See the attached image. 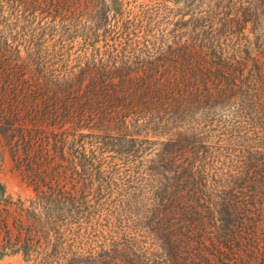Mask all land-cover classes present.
I'll return each instance as SVG.
<instances>
[{
    "label": "trees",
    "instance_id": "trees-1",
    "mask_svg": "<svg viewBox=\"0 0 264 264\" xmlns=\"http://www.w3.org/2000/svg\"><path fill=\"white\" fill-rule=\"evenodd\" d=\"M220 7L0 0V135L34 191L0 181V259L264 264V139L232 155L190 119L239 94L264 113V60L221 41Z\"/></svg>",
    "mask_w": 264,
    "mask_h": 264
},
{
    "label": "rangeland",
    "instance_id": "rangeland-1",
    "mask_svg": "<svg viewBox=\"0 0 264 264\" xmlns=\"http://www.w3.org/2000/svg\"><path fill=\"white\" fill-rule=\"evenodd\" d=\"M138 4L155 3L159 0H134ZM206 5L215 0H204ZM221 4L220 39L227 44H235L250 48L249 57L252 66L255 60H264V0H219ZM171 6V5H170ZM183 9V6H172ZM177 13H182L179 11ZM178 17H181L179 15ZM188 19V17H187ZM243 20V22H240ZM246 23V25H245ZM224 24V25H223ZM195 36L192 28L181 32ZM248 59V57H245ZM247 73V72H246ZM252 84V83H251ZM250 95H235L224 99L220 106L208 102L201 112L194 107L190 117L192 127L201 130L208 141L223 145L226 152L232 155H241L256 147L258 140L264 139V113L258 115L255 106L250 101ZM9 104V102H7ZM261 116V119L259 118ZM262 125H258L259 123ZM211 144V145H213ZM228 150V151H227ZM0 181L5 184L8 194L16 204L23 201L24 206L34 197L33 188L23 180L15 169L12 154L6 141L0 135ZM126 189V187L124 188ZM149 188H143L148 192ZM0 206V239L7 232V227H13L14 217L17 215L16 206L6 211ZM6 218L8 226L5 228L3 219ZM0 264H25L21 255H12L0 259Z\"/></svg>",
    "mask_w": 264,
    "mask_h": 264
}]
</instances>
